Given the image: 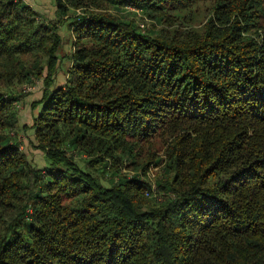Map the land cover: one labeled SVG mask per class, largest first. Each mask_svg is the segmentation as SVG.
<instances>
[{
	"label": "trees",
	"instance_id": "1",
	"mask_svg": "<svg viewBox=\"0 0 264 264\" xmlns=\"http://www.w3.org/2000/svg\"><path fill=\"white\" fill-rule=\"evenodd\" d=\"M202 2L200 28L177 25ZM56 7L45 24L0 0V80L38 70L46 85L43 168L0 90V264H264V0ZM68 20V76L51 88Z\"/></svg>",
	"mask_w": 264,
	"mask_h": 264
},
{
	"label": "rangeland",
	"instance_id": "2",
	"mask_svg": "<svg viewBox=\"0 0 264 264\" xmlns=\"http://www.w3.org/2000/svg\"><path fill=\"white\" fill-rule=\"evenodd\" d=\"M23 2L32 6L35 10L37 21L39 23H47L50 20L56 21L58 18L56 0H22ZM210 2H202L199 5H194L188 9L177 10V25L178 23L183 25H193L196 28H200L205 22L206 18L210 12ZM82 10L70 9V15L73 16L76 13L81 12ZM24 17L31 18V16L26 13ZM70 18V17H69ZM191 21L192 23H190ZM22 22V21H21ZM146 22L149 26L152 27L150 20L146 19ZM22 26V23H21ZM59 33L62 34V47L59 55V64L57 72L54 76V84L51 88L55 86H61L66 83L68 70L71 63V56L74 51V31L73 27L70 26V21L62 23L58 27ZM74 33V34H73ZM45 54V52H42ZM39 57H37V60ZM47 57L44 55L42 59V65L46 63ZM27 60V65L28 64ZM33 79L30 82H26L24 79H21L19 75L10 82L5 80H0V90L4 92H9L12 95H18L19 101L14 104L16 111L18 113V124L15 127V133L22 143L21 150L25 152L31 163L37 168H43L46 165L45 153L37 149L35 144H37L34 129L31 127L33 125L34 117L39 114L41 110V105L36 108L32 107V104L40 100L43 96L44 89L46 88L44 77L38 75V70L34 71L32 75ZM11 85H9V84ZM13 133V132H12ZM77 161L80 162V157L76 155ZM82 163V162H81ZM156 172V171H155ZM155 188V187H154ZM155 190V189H154ZM160 194L153 192V197H159Z\"/></svg>",
	"mask_w": 264,
	"mask_h": 264
},
{
	"label": "built area",
	"instance_id": "3",
	"mask_svg": "<svg viewBox=\"0 0 264 264\" xmlns=\"http://www.w3.org/2000/svg\"><path fill=\"white\" fill-rule=\"evenodd\" d=\"M151 175L154 176V172H151Z\"/></svg>",
	"mask_w": 264,
	"mask_h": 264
}]
</instances>
